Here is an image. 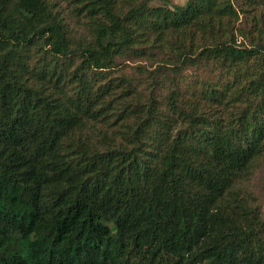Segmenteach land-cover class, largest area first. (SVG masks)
I'll return each instance as SVG.
<instances>
[{
	"label": "trees",
	"instance_id": "16d2710c",
	"mask_svg": "<svg viewBox=\"0 0 264 264\" xmlns=\"http://www.w3.org/2000/svg\"><path fill=\"white\" fill-rule=\"evenodd\" d=\"M149 2L0 0V264H264L237 190L264 168V48L231 42L232 0ZM139 44L174 47L165 104L92 79Z\"/></svg>",
	"mask_w": 264,
	"mask_h": 264
},
{
	"label": "rangeland",
	"instance_id": "374dc122",
	"mask_svg": "<svg viewBox=\"0 0 264 264\" xmlns=\"http://www.w3.org/2000/svg\"><path fill=\"white\" fill-rule=\"evenodd\" d=\"M187 0H150V7L168 6L170 8L173 5H184ZM234 8L237 10L239 18L236 19L231 25L227 21H223L230 29L231 42L237 44L240 48L254 49L264 48V0H232ZM72 25L75 26L76 31H84L81 27L76 26V22L72 21ZM220 28V36L223 37L224 28ZM194 30L187 31V34H181L177 36L186 46H194L197 49V53L205 49L208 39L204 37L203 33L194 32ZM191 33H193L191 35ZM224 38V37H223ZM175 39V36H171L170 41ZM173 42V41H172ZM145 44L136 45L133 48V52L120 56L115 67L108 72L110 73L106 78H101L95 75L93 81L97 82V85L102 87L104 91L108 92V96H114L116 93L121 94L129 83L130 88L138 89L145 93L146 96L153 89L156 90V97L163 101L165 104L166 97L174 89V85L170 81V77L174 73L172 68L174 65L168 63V60H174L175 53L172 52V45H169L168 49L158 50L154 49L147 53H144L142 49ZM174 51V50H173ZM196 55H194L195 57ZM210 64H206V70L201 69L198 66H188L183 70L184 79L190 75L197 76L203 73L208 74L214 78L216 69L214 60L208 61ZM161 73L159 74V80L152 81L151 74L154 75L155 70L160 66ZM208 80V79H207ZM124 82V83H122ZM157 83V84H155ZM189 81L183 83L186 87ZM263 165H261L262 167ZM260 167V168H261ZM254 169L249 175L248 179L241 181L237 185V190L245 196L246 200L252 206H258L264 208V168Z\"/></svg>",
	"mask_w": 264,
	"mask_h": 264
}]
</instances>
